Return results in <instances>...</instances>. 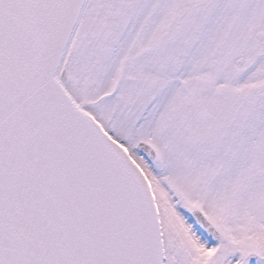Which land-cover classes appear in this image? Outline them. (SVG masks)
<instances>
[{"label": "snow or ice", "instance_id": "snow-or-ice-1", "mask_svg": "<svg viewBox=\"0 0 264 264\" xmlns=\"http://www.w3.org/2000/svg\"><path fill=\"white\" fill-rule=\"evenodd\" d=\"M0 264H264V0H0Z\"/></svg>", "mask_w": 264, "mask_h": 264}]
</instances>
